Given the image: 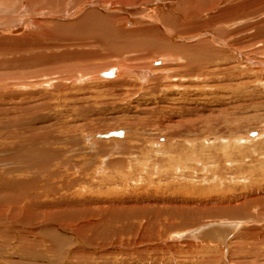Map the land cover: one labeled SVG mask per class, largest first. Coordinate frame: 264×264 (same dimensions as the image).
Masks as SVG:
<instances>
[{
    "label": "rangeland",
    "instance_id": "1",
    "mask_svg": "<svg viewBox=\"0 0 264 264\" xmlns=\"http://www.w3.org/2000/svg\"><path fill=\"white\" fill-rule=\"evenodd\" d=\"M0 1V264H264V0Z\"/></svg>",
    "mask_w": 264,
    "mask_h": 264
},
{
    "label": "bare ground",
    "instance_id": "2",
    "mask_svg": "<svg viewBox=\"0 0 264 264\" xmlns=\"http://www.w3.org/2000/svg\"><path fill=\"white\" fill-rule=\"evenodd\" d=\"M19 2V1H18ZM6 4H8V1H0V12H3V13H5V12H8L9 10H8V7H6ZM24 4V3H23ZM23 9V8H22ZM7 14V13H6ZM6 14H5V16H6ZM8 15V14H7ZM8 17V16H7ZM8 20V19H7ZM99 21V19L97 20V22ZM4 30V29H3ZM1 32H3L4 33V31H0V33ZM213 51V50H212ZM166 59V58H165ZM164 59V60H165ZM167 60V59H166ZM168 61V60H167ZM165 65V64H164ZM167 65V64H166ZM114 68V67H113ZM117 69V71H116V73H115V76H117V77H121V74H122V69L121 68H116ZM173 69V68H172ZM135 71V70H134ZM168 71V70H167ZM101 74V73H100ZM100 74L99 73H97V75H96V77L98 78H103V77H101L100 76ZM125 75V74H124ZM126 76V75H125ZM94 77V76H93ZM115 78V77H114ZM114 78H111V79H114ZM170 78V77H169ZM107 78H105V80H106ZM108 80H110V79H108ZM1 133V132H0ZM258 133V132H257ZM264 134L263 133H258L257 134V137H255V138H253V137H251L253 140H255V139H260V138H262V136H263ZM124 136V135H123ZM122 136V137H123ZM122 137H113V138H122ZM112 138V137H111ZM246 139V138H245ZM105 140V139H104ZM253 140L251 141V142H253ZM225 141V140H224ZM245 141H249V138H247V140H245ZM238 142H242V139L241 140H238ZM238 142H236V143H238ZM29 154V153H28ZM220 160V159H219ZM129 215H131L132 213H128ZM226 221V220H225ZM189 232H191V234H193L194 236L197 234V232L195 231V229H192V230H189V231H186V233H189ZM196 233V234H195ZM174 236H178L177 235V233H175L174 234Z\"/></svg>",
    "mask_w": 264,
    "mask_h": 264
},
{
    "label": "water",
    "instance_id": "3",
    "mask_svg": "<svg viewBox=\"0 0 264 264\" xmlns=\"http://www.w3.org/2000/svg\"><path fill=\"white\" fill-rule=\"evenodd\" d=\"M116 71H117L116 68H111L108 71L102 72L100 76L103 78L111 79L115 77ZM123 135H124V131L120 130V131H113L104 135H99L98 137H100V139H109L111 137H122ZM254 135L255 134H253V136Z\"/></svg>",
    "mask_w": 264,
    "mask_h": 264
}]
</instances>
